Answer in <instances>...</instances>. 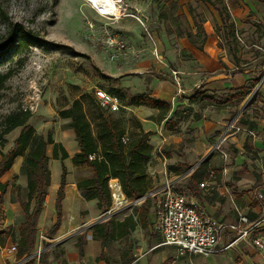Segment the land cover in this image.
I'll list each match as a JSON object with an SVG mask.
<instances>
[{
	"label": "rangeland",
	"instance_id": "1",
	"mask_svg": "<svg viewBox=\"0 0 264 264\" xmlns=\"http://www.w3.org/2000/svg\"><path fill=\"white\" fill-rule=\"evenodd\" d=\"M116 4L119 14L105 16L85 0H0V48L10 45L8 33L16 25L20 29L16 36L24 41L20 50L7 51L0 59V72L14 70L0 87V124L8 113L28 108L32 116L27 123L34 127L35 136L50 134L54 141L62 143L69 154L62 161L52 159L51 145L47 146L50 178L41 210L49 201L47 195L53 200L56 197L62 164L67 170L66 202L73 206V193L78 190L76 182L90 177L92 171L86 165L70 161L78 146L70 120L61 118L59 110L69 106L83 92H93L96 97V90L111 94L110 90L115 88L125 90L121 86L132 85L140 90V75L135 74L138 70L159 78L169 76L168 79L178 86L169 114L174 110L178 112V131L187 136L176 146L175 143L157 144L156 132L149 131L151 158L146 164L148 187L172 180L176 192L186 198L194 194L210 204L213 198L209 194L213 189L217 191L223 186L233 190L235 177L240 175V178L245 176L248 179L253 168L250 162L244 165L237 163L232 151L227 157L224 150L228 146L226 149L223 146L226 133L236 131V127L227 130V126L239 124L257 111L255 107L258 100L261 101L257 90L264 79L259 84L247 79L250 93L242 100L224 102L233 93L225 85L224 77L233 74L236 65L244 70L253 69L261 75L260 79L264 77V18L256 14L253 0H117ZM219 9L228 11L227 25L233 22V33L229 32L228 26H222ZM188 32L198 44L203 41L202 50L180 35ZM223 33L228 38V44L221 37ZM217 45H223L224 51L219 53ZM195 52L201 53L204 58L213 55L214 62L209 58L206 62L204 59L201 61L194 55ZM240 61L244 65L241 66ZM175 69L179 70L176 74L172 71ZM118 79L120 83L116 82ZM196 94L198 96L190 100ZM202 94L216 97L218 103L207 104L201 99ZM126 101V98L119 100L118 109L107 112L111 117L121 119L125 136H128L136 130L132 114L142 124L139 116L154 119L158 113L155 109L137 110L127 106ZM242 106L244 111L238 112ZM86 112L93 122L91 111L86 108ZM210 121L223 127L202 146L199 133L204 128L202 124ZM222 123L227 124L224 127ZM19 129L5 135L6 142L0 146V153L12 146ZM143 129L147 130V127ZM240 131L248 133V130ZM176 166L181 167L183 172L177 173L173 169ZM16 170L7 175V191H18L25 200L23 163ZM193 178L199 179V182L195 183ZM78 193L77 201L81 202L79 209L83 217L90 209L98 212L76 228L82 234L110 215L120 219L133 211L130 202L120 210L117 207L111 211L110 207L104 210L97 207L96 200L87 201L80 190ZM52 208L54 211V206ZM38 228L37 235L40 233ZM47 229L46 226L41 229V234L45 235ZM124 240L120 243L124 244L119 246L125 247L133 242ZM45 245V239L38 235L37 245L30 253L34 254L33 259L38 257V246L45 249ZM178 256L177 264H189L186 252ZM200 259L211 264L214 258Z\"/></svg>",
	"mask_w": 264,
	"mask_h": 264
},
{
	"label": "crops",
	"instance_id": "2",
	"mask_svg": "<svg viewBox=\"0 0 264 264\" xmlns=\"http://www.w3.org/2000/svg\"><path fill=\"white\" fill-rule=\"evenodd\" d=\"M253 1L255 3L254 9L256 14L264 18V2H259L257 0ZM218 47L220 48L219 53L224 51L222 48L223 45H219ZM200 54L201 53L197 52L194 53L201 61L204 59L206 62L211 59L210 61L214 62V58H212L213 55L208 57V59L202 57ZM239 64L242 66L244 62L240 61ZM172 71L175 74L179 72L178 69ZM144 73H142L141 70L135 72L137 76L140 75L139 85L142 86L140 90L135 89L132 85L121 87L125 88L131 94L145 92L147 89H150L152 91V96L172 103L178 86L169 79L159 78L153 74ZM260 76L261 75H259L258 72L256 73L253 69L244 70L238 65V67L236 66L233 70V74L223 77L227 82L225 85L232 89L233 85H247V79H251V82L259 84L260 80L264 79V77L260 79ZM175 79H177L176 75ZM116 82L120 83L119 79L116 80ZM257 94L258 98H261V101L258 100L257 102L258 106L255 107V109L259 111V114L255 111L254 115L247 116L242 119L239 124L235 123L234 126L236 127V131L233 130L226 133L223 146L225 149L226 146H228V149L224 150V153L227 152V157L232 151L233 154L232 152L231 154L234 156L237 163L241 165H244L246 162L251 163L253 168L249 171L250 178L249 176L248 179L245 176L240 178V175L235 177V185L232 186L233 190L223 186H220L217 191L213 189L212 194H209V197L213 198L210 202L211 205L204 199H199V197L194 194H191L189 198H187L189 202L194 203L201 211L218 223L239 225L241 229L252 227L248 236L238 239L227 249L215 255L208 256L214 258L211 264H264V247L259 248L252 243L254 238L264 240V111H262L264 110V81L260 83ZM133 107L137 108V110L151 109L145 106ZM243 107L244 106H242V108L240 107L238 112H243ZM129 109L132 110L131 108ZM139 118L143 121V127H147L145 131L156 132L155 142L157 144L175 143L176 146L180 143L182 138L187 136L180 131L177 133L165 132L163 130L164 120L157 123L155 118L143 119L140 116ZM222 124H224L225 127L227 123ZM202 125H204V128L199 133V136L202 138L200 141L202 146L205 141H211L212 135L218 134L217 131H220L222 129L221 127H223L211 121L205 122ZM240 129L248 130V133L251 135L240 131ZM23 161L24 158L22 156L17 157L10 170L2 176V178L5 177L4 180H2V178L1 180L7 181V175L9 173H15L17 171L16 169H19ZM244 173H248V171H244ZM192 180L195 183L199 182V179L193 178ZM67 188L68 185L65 187V196L62 200L61 224L58 231L52 236L41 234V229H44L45 226L49 228L56 219L55 209L53 211L52 208L55 199L53 200L50 195H47V197L49 196V201L41 210L37 220V227H39L38 233L40 232L38 235L45 239L46 245L42 257L35 256L34 259L30 258L33 260L34 264H177L176 260L180 258L178 254L181 255L182 253L176 246L162 244V236L155 229L154 225L155 204L153 200L148 199L149 209L146 213L144 223L141 221L139 211L145 201L136 205H131L133 211L123 218L119 219L110 215L107 219L113 218L114 220L121 221L131 214L135 225L129 233L110 241L105 246H101L100 240L92 235V228L88 229L85 234H82V232L76 229L82 222L96 216L98 212L95 209H90L83 217L79 209L81 202L77 201L79 190H75L73 186V189L77 191L73 193L75 195V202L77 203L73 202V206H69L66 202V199H68ZM16 194L17 192L8 189L0 202L1 210L3 211V216L1 215L0 217V231L11 226V235H13V237L8 236L5 239V245L0 247V264H23L25 261V256L18 259L16 251L10 250V246L15 244L13 240L18 238L17 228L24 220L20 204L13 200L16 198ZM21 199L23 200V198ZM202 200L205 202L203 203ZM125 203L127 202L122 203L119 207L116 206L117 209L119 208L118 210H120ZM110 208H112L111 210L115 209L113 203H111ZM241 217L245 218V220L241 221ZM16 219H18L17 223ZM236 235H238L237 231H233L226 227L221 235L219 245L225 246L228 242L232 241ZM123 239H125L124 242H126L127 239L133 242L132 244L127 243L125 247L119 246L124 244H120ZM79 242L81 252H79ZM176 251H178V254ZM196 256L200 255L187 256L189 264H208L200 259L203 256H200V258H196Z\"/></svg>",
	"mask_w": 264,
	"mask_h": 264
},
{
	"label": "trees",
	"instance_id": "3",
	"mask_svg": "<svg viewBox=\"0 0 264 264\" xmlns=\"http://www.w3.org/2000/svg\"><path fill=\"white\" fill-rule=\"evenodd\" d=\"M257 1L264 2V0ZM225 10H218L222 26L225 28L228 26L229 32L233 33V22L227 25L229 13ZM15 27L8 33L10 45L0 48V59L12 49L20 50L23 47L24 41L16 36L20 30L19 26L16 25ZM180 35L185 36L198 50H202L203 41L201 45L198 44L190 32ZM221 37L225 44H228V38L224 33L221 34ZM236 66L238 67V65ZM13 72L14 70L11 69L0 72V87ZM168 78L169 76L166 77V79ZM232 90L233 93L224 99V102L244 99L250 93L251 88L249 85H233ZM126 91V89L115 88L110 90V93L121 101L126 98L125 104L127 106H145L157 110L158 114L155 121L160 123L164 120L163 130L168 133L178 132L180 117L175 110L169 114L171 110L170 101L152 96L150 89L134 94H127ZM197 96L198 94L190 100L193 101ZM201 99L207 104L218 103L217 98L210 95L202 94ZM86 108L91 111L93 122L90 121ZM107 111L108 109L100 104L93 92H83L79 97L73 99L69 106L59 110L61 118L70 120L69 125L73 130L78 146V150L70 157V161L73 164L86 165L92 171L90 177L77 181L76 187L82 192L85 200H96L97 207L104 210L108 209L112 203L108 186V181L111 178L118 180L122 193L127 199L142 196L152 188L148 187L146 174V164L151 158V146L148 143L150 132L145 131L140 120L132 114L131 117L135 122L136 130L125 136V128L121 119L111 117ZM31 116L32 111L30 109L22 108L5 115L0 124V146L6 142V134L20 128L17 136L13 139L12 146L7 151L0 153V202L9 185L8 181L1 180L2 176L10 170L17 157L22 156L24 158L26 199L22 200L18 191L16 198L13 199L20 204L24 215L23 222L17 228L18 238L13 240L18 259L30 254L36 247L37 220L50 178V172L47 168V146L51 145L52 159L62 161L69 157L62 143L54 141L50 134L46 137L35 136L34 127L27 123ZM90 155L93 158H90ZM173 169L177 173L183 172L179 166L173 167ZM66 173V167L62 164V172L54 201L56 219L46 231L48 236L54 235L61 224ZM148 201L145 200L139 211L143 223L149 209ZM32 203L33 206L31 207ZM134 225L131 214L121 221L109 218L94 224L92 235L100 240L101 246H105L110 241L129 233ZM11 230L12 227L8 226L5 230L0 231V247L5 245V239L8 236L13 237ZM78 246L79 252H81L80 242ZM23 264H34V262L32 259H28Z\"/></svg>",
	"mask_w": 264,
	"mask_h": 264
},
{
	"label": "built area",
	"instance_id": "4",
	"mask_svg": "<svg viewBox=\"0 0 264 264\" xmlns=\"http://www.w3.org/2000/svg\"><path fill=\"white\" fill-rule=\"evenodd\" d=\"M96 97L100 104L108 110L118 109L120 105L117 97L105 91L96 90ZM234 127V124H230L227 126V130ZM220 142L221 139L218 144ZM89 157L93 158L92 155ZM108 186L114 207H119L124 202L136 205L148 199L153 200L155 204L154 225L162 236V244L176 246L181 253L186 252L188 255H200L203 257L215 255L230 247L238 239L248 236L252 229V227L241 229L239 225H225L216 222L194 203L189 202L183 194L176 192L174 190V181L172 180H166L150 188L144 195L134 199L125 197L117 179H109ZM240 220H245V218L241 217ZM226 227L237 231L238 235L225 246H220L221 235ZM252 243L256 247H264V240L260 238H254ZM10 250L16 251L15 245L12 244ZM43 251L44 248L42 249L38 246L36 250L37 256L39 257ZM33 256L34 254L27 255L24 260Z\"/></svg>",
	"mask_w": 264,
	"mask_h": 264
},
{
	"label": "bare ground",
	"instance_id": "5",
	"mask_svg": "<svg viewBox=\"0 0 264 264\" xmlns=\"http://www.w3.org/2000/svg\"><path fill=\"white\" fill-rule=\"evenodd\" d=\"M102 15H118L117 0H85Z\"/></svg>",
	"mask_w": 264,
	"mask_h": 264
}]
</instances>
